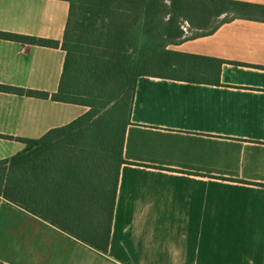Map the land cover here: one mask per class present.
Returning a JSON list of instances; mask_svg holds the SVG:
<instances>
[{
    "label": "crops",
    "instance_id": "1",
    "mask_svg": "<svg viewBox=\"0 0 264 264\" xmlns=\"http://www.w3.org/2000/svg\"><path fill=\"white\" fill-rule=\"evenodd\" d=\"M69 11L60 0H0V31L62 42ZM244 11L170 47L227 61L219 86L139 78L109 254L0 197L1 263L264 264V11ZM65 58L0 39V85L56 93ZM88 110L0 92V135L14 137L0 138V161L26 149L17 138L40 139Z\"/></svg>",
    "mask_w": 264,
    "mask_h": 264
},
{
    "label": "trees",
    "instance_id": "2",
    "mask_svg": "<svg viewBox=\"0 0 264 264\" xmlns=\"http://www.w3.org/2000/svg\"><path fill=\"white\" fill-rule=\"evenodd\" d=\"M60 1L70 5L62 42L0 31L1 40L65 51L58 91L0 85V92L89 110L40 139L17 138L26 149L0 161V197L107 256L139 78L219 86L227 61L170 49L218 26L190 35L182 23L207 29L226 11L264 7L227 0Z\"/></svg>",
    "mask_w": 264,
    "mask_h": 264
},
{
    "label": "built area",
    "instance_id": "3",
    "mask_svg": "<svg viewBox=\"0 0 264 264\" xmlns=\"http://www.w3.org/2000/svg\"><path fill=\"white\" fill-rule=\"evenodd\" d=\"M189 28H190V26H189V24H188L187 22H183V23H182V29H183V31H184L186 34H189Z\"/></svg>",
    "mask_w": 264,
    "mask_h": 264
},
{
    "label": "rangeland",
    "instance_id": "4",
    "mask_svg": "<svg viewBox=\"0 0 264 264\" xmlns=\"http://www.w3.org/2000/svg\"><path fill=\"white\" fill-rule=\"evenodd\" d=\"M190 26V25H189ZM181 28H182V26H181ZM183 30V29H182ZM189 30H191L190 28H189ZM190 33V32H189Z\"/></svg>",
    "mask_w": 264,
    "mask_h": 264
}]
</instances>
